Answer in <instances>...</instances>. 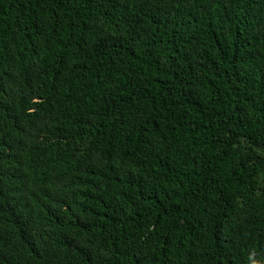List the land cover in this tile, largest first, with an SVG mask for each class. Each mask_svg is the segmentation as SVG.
Returning a JSON list of instances; mask_svg holds the SVG:
<instances>
[{
    "label": "trees",
    "instance_id": "trees-1",
    "mask_svg": "<svg viewBox=\"0 0 264 264\" xmlns=\"http://www.w3.org/2000/svg\"><path fill=\"white\" fill-rule=\"evenodd\" d=\"M0 264H264V0H0Z\"/></svg>",
    "mask_w": 264,
    "mask_h": 264
}]
</instances>
